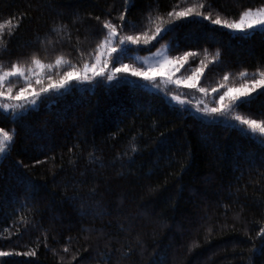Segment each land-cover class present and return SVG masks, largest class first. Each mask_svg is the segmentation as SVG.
Instances as JSON below:
<instances>
[{
    "label": "trees",
    "instance_id": "1",
    "mask_svg": "<svg viewBox=\"0 0 264 264\" xmlns=\"http://www.w3.org/2000/svg\"><path fill=\"white\" fill-rule=\"evenodd\" d=\"M201 3L198 11L212 19L167 16ZM261 6L264 0H0V22L14 26L0 33V64H30L35 54L82 66L95 61L104 20L120 36L155 31L162 16L153 40L128 44L120 57L137 65L133 54L162 46L169 56L195 53L183 72L203 60L200 85L222 92L224 83L238 87L264 69V30L233 33L212 20ZM69 63L55 68L57 76ZM241 101V114L264 118V87ZM0 127L14 132L0 157V251L8 253L0 264H264L260 135L206 121L161 92L104 81L46 96L23 113L0 108Z\"/></svg>",
    "mask_w": 264,
    "mask_h": 264
},
{
    "label": "snow or ice",
    "instance_id": "2",
    "mask_svg": "<svg viewBox=\"0 0 264 264\" xmlns=\"http://www.w3.org/2000/svg\"><path fill=\"white\" fill-rule=\"evenodd\" d=\"M203 7L204 4L201 3L199 5L194 4L186 8H181L178 11L173 8L167 13V16L171 20L187 17L195 13L207 19H212L211 12L198 11V9ZM97 19H99V17H97ZM124 19V13H121L120 20L124 21ZM149 21L151 22V17ZM19 23L20 21H16L15 27H18ZM212 23L224 26L233 31L246 32L257 25L264 26V6L256 9L247 8L239 14L238 18L227 19L217 14L215 19L212 20ZM103 25L104 28L107 29V32L96 45L97 52L94 62L84 60L83 65L78 66L70 64L65 60L64 56L58 55L54 63H45L34 54L31 57L30 64H22L19 61L12 62L9 67H4L3 64H0V108H2L5 113L11 110V112L15 114L18 109H23L26 105H35L43 93H48L50 91L59 92L61 89L69 87L73 77L80 83H100L102 81H97V77L106 78V81L113 82V86L121 82H126L128 76H134L152 83L157 79V73H160L163 69L167 68L169 73H171L173 68L179 70L190 56L195 55V53L186 51L182 55L168 56L167 54H163L161 49H157L155 54L156 58L151 62H149L147 58H137L144 59L146 67L125 63L120 60V56L130 51L126 46L128 44H148L161 32V29L164 27V18L162 16L157 17L155 31H142L136 32L135 34L120 35L119 43H115L118 31L120 30L118 25L114 24L111 20H104ZM13 27L11 19L4 20L0 22V33L6 28L11 33ZM117 49H119V53L114 56L113 53H116ZM219 55L220 52L217 50L216 55L212 56L211 59L216 60ZM66 63H69L68 70L64 71L59 76H53L44 71L46 69L61 67ZM109 65H111L110 68ZM204 66L205 62L202 60L200 61V67L192 71L191 76L172 81V77L169 75L168 80L176 84L185 83L187 80H198L200 73L204 71ZM247 71V69H244L239 75L241 77H246ZM42 74L44 75V80L40 79ZM33 77H35V84L39 85V87H33ZM11 78H23L24 86L14 91ZM160 78L164 79L163 75H161ZM223 79L225 82L228 80L227 73L224 74ZM190 86L197 87L195 83ZM262 87H264V69L257 68L253 77L251 79L245 78L244 82L238 87L224 83L222 86V94H219V100L216 101L215 105H209L199 110L212 117L228 116L232 120L237 121L242 128L250 133L259 134L264 138V118L255 119L251 115H243L238 111L242 103L241 97H249V94ZM199 91L201 93H206L209 89L199 87ZM212 91L215 92V89H212ZM171 95L173 99L179 101L181 104L185 102L183 97L175 94ZM5 100L7 102H4ZM13 139V131L0 127V154H5L7 152ZM133 149L135 150V146H133ZM257 235L261 236L262 244H264V227L260 228ZM28 254L34 255L35 253L29 252ZM7 255V252L0 251V256Z\"/></svg>",
    "mask_w": 264,
    "mask_h": 264
},
{
    "label": "rangeland",
    "instance_id": "3",
    "mask_svg": "<svg viewBox=\"0 0 264 264\" xmlns=\"http://www.w3.org/2000/svg\"><path fill=\"white\" fill-rule=\"evenodd\" d=\"M227 30H229L233 33L238 32V31H233L230 29H227ZM256 30H264V26L257 25L253 29H249L247 31H256ZM115 43H119L118 34H117V39H116ZM160 49H161L163 54L168 55V47L167 46H163ZM156 52H157V50L155 52H152V53L147 54V55L133 54V56L136 60L137 66L146 67L145 60L144 59H137L138 57L147 58L149 60V62H151L153 59L156 58L155 57ZM118 53H119V49H117V52L113 53V55L116 56V55H118ZM120 60L125 62L122 57H120ZM110 67H111V65H109V68ZM44 71L47 74L57 76V72L55 71V68L54 69H46ZM161 75H163L164 79L160 78ZM169 75H171L172 81H175L176 79H181V78L191 76V75H187L186 73L183 72V66H182L179 68V70H177L176 68H173L171 73H169V70L167 68L163 69L160 73H157V79L152 83L144 81V80L137 78V77H134V76H128L126 79V82H121V83H128V84H132L135 86H139V87L149 89L151 91L161 92L172 101L173 100L177 101V100L173 99L171 94L181 96L185 99V102L183 104H181L179 101H177V102L180 103V105L184 109H188L189 111H191L193 114L199 116L200 118H202L206 121H221V122H224L226 124H230V125H234V126H240L237 121L232 120L228 116L212 117V116L206 115L205 113H203L199 110L200 108H203V107H206L209 105L214 106L216 101L219 100V94H222V92H219V90H216L215 92L208 91L206 93H201L199 91V87H202L199 83L200 82V76H199L198 80H187L185 83L176 84V83L170 82L168 80ZM11 79H14V78H11ZM15 79H17V78H15ZM40 79L44 80L43 74L41 75ZM17 80H19L20 83H23L21 86V87H23L24 86L23 78H18ZM96 80L97 81L102 80V81L107 82V83H112L111 81H106V78H101V77H97ZM121 83H119V84H121ZM193 83H195L197 85V87H191L190 85ZM12 85L14 87V91L18 90L20 88V86L18 85L17 82H15ZM72 86H81V87L84 86L85 88L88 87L90 89H93L96 86V82L80 83L75 79V77H73V79L70 81L69 87L63 88L59 92L50 91L48 93H43V94H41V98L37 101V103L35 105H26L23 109H18L15 114L23 113L24 111H26L27 109L32 108V107H37L39 105L40 101L43 100L46 96L53 95L56 93L61 94V93L67 92V91H69V89H71ZM33 87H39V85L35 84V77H33ZM262 88L256 89L253 93L249 94V97L251 95H253L257 90H260ZM245 98H248V97H241V100H243ZM5 102H7V101L5 100ZM8 112H11V110H9ZM244 130H246V129H244ZM255 135H259V134H255ZM1 155L2 154H0V157H1Z\"/></svg>",
    "mask_w": 264,
    "mask_h": 264
}]
</instances>
